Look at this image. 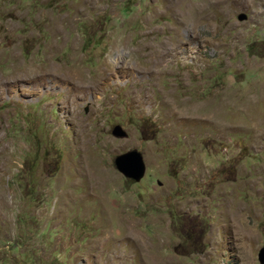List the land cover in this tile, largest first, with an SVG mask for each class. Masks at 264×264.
Segmentation results:
<instances>
[{
    "label": "rangeland",
    "instance_id": "obj_1",
    "mask_svg": "<svg viewBox=\"0 0 264 264\" xmlns=\"http://www.w3.org/2000/svg\"><path fill=\"white\" fill-rule=\"evenodd\" d=\"M263 247L264 0H0V264Z\"/></svg>",
    "mask_w": 264,
    "mask_h": 264
},
{
    "label": "water",
    "instance_id": "obj_2",
    "mask_svg": "<svg viewBox=\"0 0 264 264\" xmlns=\"http://www.w3.org/2000/svg\"><path fill=\"white\" fill-rule=\"evenodd\" d=\"M238 20L244 21L246 20V16L240 14ZM113 135L122 138L126 136V133L120 127H116L113 131ZM113 164L118 173L135 183L140 182L145 175L146 167L143 157L136 150L116 155ZM257 258L260 264H264V247L259 250Z\"/></svg>",
    "mask_w": 264,
    "mask_h": 264
},
{
    "label": "bare ground",
    "instance_id": "obj_3",
    "mask_svg": "<svg viewBox=\"0 0 264 264\" xmlns=\"http://www.w3.org/2000/svg\"><path fill=\"white\" fill-rule=\"evenodd\" d=\"M157 61V60H156Z\"/></svg>",
    "mask_w": 264,
    "mask_h": 264
}]
</instances>
